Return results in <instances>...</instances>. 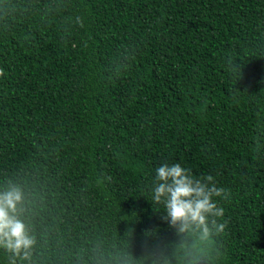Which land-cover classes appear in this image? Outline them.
<instances>
[{"label":"trees","instance_id":"1","mask_svg":"<svg viewBox=\"0 0 264 264\" xmlns=\"http://www.w3.org/2000/svg\"><path fill=\"white\" fill-rule=\"evenodd\" d=\"M0 70L35 239L0 264H264V0H0ZM175 163L227 193L222 234L153 200Z\"/></svg>","mask_w":264,"mask_h":264},{"label":"clouds","instance_id":"2","mask_svg":"<svg viewBox=\"0 0 264 264\" xmlns=\"http://www.w3.org/2000/svg\"><path fill=\"white\" fill-rule=\"evenodd\" d=\"M0 75H3V70H0ZM155 179L158 183L153 189V200L159 203L163 198L171 222H181V230L192 221L203 226L207 232L206 221L210 215L214 217L212 224L217 234L225 231V209L218 207L212 197L226 196L227 193L216 186L211 174L197 179L189 170L175 163L158 167ZM20 200L21 193L17 188L0 193V246H4L21 259H26L31 255L30 249L35 239L28 234L23 221L15 215Z\"/></svg>","mask_w":264,"mask_h":264},{"label":"water","instance_id":"3","mask_svg":"<svg viewBox=\"0 0 264 264\" xmlns=\"http://www.w3.org/2000/svg\"><path fill=\"white\" fill-rule=\"evenodd\" d=\"M197 264H206V263H204V262L200 261V262H198Z\"/></svg>","mask_w":264,"mask_h":264}]
</instances>
